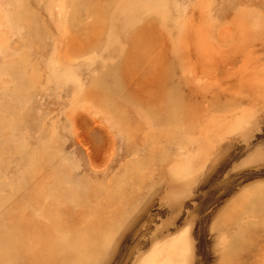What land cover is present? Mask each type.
I'll return each instance as SVG.
<instances>
[{
  "label": "rangeland",
  "instance_id": "rangeland-1",
  "mask_svg": "<svg viewBox=\"0 0 264 264\" xmlns=\"http://www.w3.org/2000/svg\"><path fill=\"white\" fill-rule=\"evenodd\" d=\"M0 67V264H264V0H0Z\"/></svg>",
  "mask_w": 264,
  "mask_h": 264
},
{
  "label": "bare ground",
  "instance_id": "bare-ground-1",
  "mask_svg": "<svg viewBox=\"0 0 264 264\" xmlns=\"http://www.w3.org/2000/svg\"><path fill=\"white\" fill-rule=\"evenodd\" d=\"M61 5H63V3H61ZM1 68V67H0Z\"/></svg>",
  "mask_w": 264,
  "mask_h": 264
}]
</instances>
